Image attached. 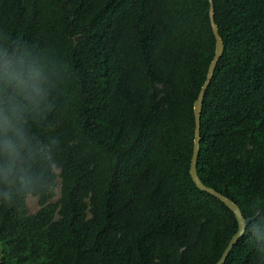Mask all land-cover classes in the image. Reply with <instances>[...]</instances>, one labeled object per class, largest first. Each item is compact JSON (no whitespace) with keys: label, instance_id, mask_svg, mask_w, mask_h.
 I'll return each mask as SVG.
<instances>
[{"label":"trees","instance_id":"obj_1","mask_svg":"<svg viewBox=\"0 0 264 264\" xmlns=\"http://www.w3.org/2000/svg\"><path fill=\"white\" fill-rule=\"evenodd\" d=\"M212 2L196 170L247 220L223 264H264V0ZM209 6L0 0V264L218 261L237 222L189 172Z\"/></svg>","mask_w":264,"mask_h":264},{"label":"water","instance_id":"obj_2","mask_svg":"<svg viewBox=\"0 0 264 264\" xmlns=\"http://www.w3.org/2000/svg\"><path fill=\"white\" fill-rule=\"evenodd\" d=\"M209 16H210V21H211V26H212V31L215 37V51H214V56L209 64L208 72L206 79L199 91L198 97L194 102L193 110H194V117H195V133H194V144H193V151H192V156H191V161H190V176L194 182V184L199 188L201 191H204L218 200H220L223 204H225L234 214L236 222H237V230L236 232L232 235L230 238L227 246L223 250L220 258L215 264H223L226 257L228 256L230 250L232 247L236 244L238 239L243 235L246 227L247 220H245L239 210V208L229 199L224 197L222 194L219 192L215 191L214 189L205 186L200 179L198 178L197 175V170H196V163H197V157L199 153V138H200V115H201V105H202V99L204 96V92L209 85L211 78L213 76V72L215 69V66L219 60V58L222 56L223 53V44L220 38V35L218 33L217 26L214 21V14H213V2L212 0H209Z\"/></svg>","mask_w":264,"mask_h":264},{"label":"rangeland","instance_id":"obj_3","mask_svg":"<svg viewBox=\"0 0 264 264\" xmlns=\"http://www.w3.org/2000/svg\"><path fill=\"white\" fill-rule=\"evenodd\" d=\"M55 171L58 172L57 169H55ZM58 196H59V181L57 180V187L55 189L54 200H56L58 198ZM26 204H27L28 211L30 213L36 212L39 208V204L37 203V197L34 195H28L27 196Z\"/></svg>","mask_w":264,"mask_h":264}]
</instances>
